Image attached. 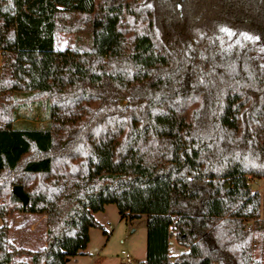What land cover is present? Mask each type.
<instances>
[{"label":"trees","instance_id":"16d2710c","mask_svg":"<svg viewBox=\"0 0 264 264\" xmlns=\"http://www.w3.org/2000/svg\"><path fill=\"white\" fill-rule=\"evenodd\" d=\"M0 10L14 25L0 49V264H66L103 230L93 215L107 204L146 216L139 264H263L264 0ZM17 213L44 217V245L12 242ZM171 237L186 251L171 256Z\"/></svg>","mask_w":264,"mask_h":264},{"label":"rangeland","instance_id":"374dc122","mask_svg":"<svg viewBox=\"0 0 264 264\" xmlns=\"http://www.w3.org/2000/svg\"><path fill=\"white\" fill-rule=\"evenodd\" d=\"M13 33L12 13L0 10V49L7 50L14 46ZM72 38V35L62 36L59 42L60 47L72 44L70 41ZM41 115V113L36 114L32 119L35 125L42 124ZM248 185L253 191H261L263 181L253 179L248 182ZM93 216L105 232L102 229L90 228L86 249L82 254L71 257L67 264H128L123 260L121 251L131 256L132 261L129 264H139L147 260L150 224L145 215L133 219L128 217L122 219L117 207L114 204H107L102 211ZM7 223L9 237L15 245L29 249H37L44 245L45 219L43 216L17 213L8 219ZM157 223L159 222L156 221L155 224ZM0 225H2L1 219ZM168 251L171 256H177L186 251V248L171 237ZM16 262L29 264L26 256L20 257Z\"/></svg>","mask_w":264,"mask_h":264},{"label":"water","instance_id":"95a60500","mask_svg":"<svg viewBox=\"0 0 264 264\" xmlns=\"http://www.w3.org/2000/svg\"><path fill=\"white\" fill-rule=\"evenodd\" d=\"M13 194L20 199L22 202V205L25 206L27 203V195L23 191V188L21 185H14L12 188Z\"/></svg>","mask_w":264,"mask_h":264},{"label":"built area","instance_id":"2783aa9c","mask_svg":"<svg viewBox=\"0 0 264 264\" xmlns=\"http://www.w3.org/2000/svg\"><path fill=\"white\" fill-rule=\"evenodd\" d=\"M121 255H122V258L123 260L126 262V263H131L132 259H131V256L125 252V251H121Z\"/></svg>","mask_w":264,"mask_h":264},{"label":"crops","instance_id":"0c3cea01","mask_svg":"<svg viewBox=\"0 0 264 264\" xmlns=\"http://www.w3.org/2000/svg\"><path fill=\"white\" fill-rule=\"evenodd\" d=\"M75 257H76V256H75ZM71 259H72V258L67 259L66 264H67V262L70 261Z\"/></svg>","mask_w":264,"mask_h":264}]
</instances>
